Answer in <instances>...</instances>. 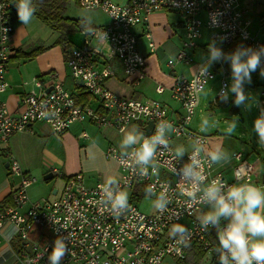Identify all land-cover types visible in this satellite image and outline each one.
Listing matches in <instances>:
<instances>
[{
  "label": "built area",
  "instance_id": "2783aa9c",
  "mask_svg": "<svg viewBox=\"0 0 264 264\" xmlns=\"http://www.w3.org/2000/svg\"><path fill=\"white\" fill-rule=\"evenodd\" d=\"M77 1L80 7L101 10L109 17L106 26L81 29L84 41L71 50L68 59L71 77L75 81H83L82 88L95 99L97 105L79 104L76 99L78 94L61 83L54 84L48 92L43 79L36 78V89L22 98L20 108L15 111L9 109L1 96L10 87L7 72L12 57V12L16 7L15 0H0V140L6 143L15 134L30 132L31 126L37 123L47 124L54 133L63 135L76 123H91L99 128H111L123 133L133 123L141 131L153 121L152 135L155 125L167 120L172 123L174 131L168 136L169 148L156 153L158 175L152 176L149 169L148 176H141L134 164H119L121 151L114 146L106 149L105 157L119 165L116 177L121 190L129 193L136 189L146 194V189L152 187L151 196H158L166 190L169 204L165 211L147 213L129 197L130 207L117 216L110 205L102 202L99 185L103 183L90 187L83 173L68 176L56 199L31 201L28 191L37 179L27 175L18 160L8 153L9 169L18 176L19 181L12 191L11 200L0 204V241L5 225L10 223L15 226L23 241L24 250L20 254L23 264H48V255L57 236H64L67 244L61 264H163L168 256L184 259L188 247L193 245L200 246L211 255V264H218L214 254L218 243L216 232L203 230L198 221L199 213L206 207L191 201L186 193L181 194L175 171L188 162L193 142L200 140L203 151L198 158L203 163L208 180L220 178L231 185L237 183L236 173L239 172L251 183L257 184L259 181L256 165L244 151L233 152L229 160L235 163L233 180L218 172L206 151L209 136L192 127L201 94L216 77L215 69L210 68L207 82L200 80L196 73L193 77L183 74L174 77L170 95L181 109V113L176 115L160 100L126 98L109 88L107 83L116 76L112 64L116 60H119L132 85H138L147 78V60L141 52L140 39L142 37L146 41L151 54L157 52L149 24L153 13L163 11L175 15V26L184 31L182 48L174 58L168 60L169 67L174 68L178 63L188 65L194 62L192 50L202 38L204 27L210 30L211 39L220 45L264 46V39L251 31L253 19L250 9L243 6L242 0ZM213 13L220 14L217 25L211 22ZM217 64L221 65L222 61ZM49 76L56 79L58 74L50 73ZM262 79L260 109H264V76ZM229 85L224 71L217 92L218 99L221 90H226ZM156 90L158 93L164 92L161 86ZM173 140H181L189 146L180 161L174 156ZM52 172L57 177L64 176L56 168ZM260 186H264V181ZM177 223L188 229L187 246L177 244L176 238L170 234V228ZM36 228L49 233L46 243L31 240Z\"/></svg>",
  "mask_w": 264,
  "mask_h": 264
},
{
  "label": "crops",
  "instance_id": "0c3cea01",
  "mask_svg": "<svg viewBox=\"0 0 264 264\" xmlns=\"http://www.w3.org/2000/svg\"><path fill=\"white\" fill-rule=\"evenodd\" d=\"M52 1L53 0H47L46 1L47 5L51 4ZM58 1L63 2V0H58ZM116 1L119 3L124 2V0H116ZM35 2L37 1L33 0V5H35ZM76 2L78 3L77 0ZM66 3H65V8H66ZM242 4L243 6L249 8L251 11V16L253 19L251 31L253 33H258L259 37L261 39H264V28H263L264 0H242ZM154 14L159 15L160 12L153 13L150 17L149 24L152 33L156 27L155 22H153L152 20V16ZM63 15L65 16V13ZM170 15L172 16V25L176 29L175 32H179L180 34V37L177 39V41H171V39H169L168 40L169 42L164 41L163 43L160 44V31L158 32V34H156L154 31L153 33L154 39H156L155 42L158 39L159 44L157 43V45L159 46L157 52L151 54L147 47L146 41L144 40L145 42L144 44L141 43V39H140V49L141 52L146 56V60H147V72H148L147 78L144 79L142 82H140V84L138 85H132L131 80H129V78L124 73L121 66L119 65L118 67V65L114 64L115 61H113L112 64L115 68L116 76L108 81L107 86L109 88H111L110 86H112L111 89L113 91L117 92L118 94L126 98L138 99V100H143V99L160 100L162 103L168 106L172 110V112L176 115L177 113H181V109L178 103L175 102L170 95V89L173 85L174 77L178 74H183L186 75L187 77H193L195 74L193 69H195L199 64L202 63L203 57H206L207 47L208 44L212 41V39H211L210 30L204 27L202 38L198 40L197 46L194 48V50H192V56L194 58V62L188 65L185 63H178L174 68L169 67L168 60L174 58L177 55V53L183 46V40L185 38L183 29L180 27H176L174 24L177 18L173 14ZM107 18L108 19L106 20V23L108 24L109 17L107 16ZM203 19L205 20V15H203ZM12 22L14 25V31L11 35V40H10L11 48H12V57L7 72V81L9 82L10 87L4 94H2L1 98L4 101H6L11 111H15L20 108L22 98L30 91L36 89L34 86V79L36 78L43 79L44 88L50 89L56 83H61L66 88V84L68 83V77L65 75L66 73L65 69L66 68L69 69L68 59L71 51L68 50L67 47L68 42L66 41V38L58 35L57 32L59 30L58 31L56 30L55 32L54 31L55 29L52 27V25L44 22L36 15V13L34 14L32 21L27 26H23L22 23L19 21L18 17L12 20ZM85 23L87 25L86 28L102 27L107 25L106 23H102L98 26H91L88 24L87 21H85ZM78 30L81 32V28H79ZM138 31L140 32L141 29L139 28ZM55 34H57L56 38H55ZM59 45L63 46L64 65H62L61 63H56L53 59H51V57L48 56V53L51 52L54 47H57ZM217 46L221 47L222 50L227 53H231L235 51L237 47H241L240 44H235L234 46H225V45L217 44ZM37 49H43V52L40 53L35 58H25L23 56L24 54H30L31 52ZM211 67L215 69L216 77L213 81L210 82V84L208 85L209 87H207L208 89L206 88L207 91L205 89L202 92L197 115L200 112L201 101L203 100L204 93L207 92L210 94L212 90H216V94H217L220 88L221 80L223 78V72L226 71L227 78L231 74L230 65L226 62L222 61L221 65L215 63ZM258 70L260 71L259 68ZM50 73H56L58 74V77L56 79H52L49 76ZM260 80L261 82L259 83V85L261 86L262 89V80H263L262 76ZM73 81L75 80L73 79ZM158 86L163 87L164 92L158 93L156 90ZM77 87H81V86L77 85L75 81V89L72 90V92L75 94H78ZM230 98L231 97H229L228 101L225 102L222 101L221 99H218L216 95V98L214 99L216 103H218V101H222V104H227L229 103ZM88 104L96 106L97 102H95V99L91 97ZM92 126L95 125L91 123H76L69 129L68 132L62 135L63 136L62 140H64L65 138L68 139L69 137L73 138L72 135H74L75 138L78 140L86 139L90 137L89 136L90 134L88 133L87 129H91ZM192 127L197 130L194 121ZM31 128L32 130L30 132L15 134L6 143L0 140V204L11 200L12 191L19 181L18 176L13 175L9 169V164H8L9 159L7 155L8 153H11L18 160V162H20L23 171L27 175L32 177L35 176L34 178L37 179V182L34 185H32L28 191L31 201L40 200L39 197H43V196H38V194L32 191L33 188L37 186L36 184L39 183V179L36 177V175L37 176L40 175L39 171L42 166L43 168L46 169V175H48L49 173H53L52 170L54 168L60 170V172H62V174L64 175L63 177H60L64 179V183H65V179L68 176L76 173H83L80 170L75 171L72 168H70V161L67 159L68 154H66L62 150V148H60V150L61 153L64 154L65 156L64 159L66 161L51 159L50 161H52V163L50 165H46V164L43 165L42 163L40 164L36 158L37 147L39 146V144H42L41 141H44L43 137L45 136V134L49 133L47 128H49L50 131L53 133L54 131L47 124L44 123L34 124L31 126ZM132 128L139 130L138 125L133 123L126 129V131L131 130ZM104 130L105 131L103 132L105 138L109 137L108 139H111L113 144V145L109 144L107 147L114 146L115 144L116 147L121 151V149L119 148V143L122 139L123 133H119L111 128H104ZM54 134L58 135L56 133ZM59 142L61 141L59 140ZM171 145L174 149H176L178 146H183L186 149V152L189 149V146L181 140H173L171 141ZM85 147H87L89 151L90 147L96 149L97 145L95 143H92L91 146H85ZM206 151L210 153V151L207 150V148ZM235 151L247 152V154L249 155L248 157V155L245 153L247 155V158L255 163L256 168L258 170V181H260V179H263L264 168L261 162L262 159L261 157H258L259 154H257L256 150L254 148L247 149L244 146L239 148L238 146V148H235V150H233V152ZM251 152L253 153L252 155H250ZM101 155L104 156V159L107 160L108 163H105L104 168H100L102 169L101 171L100 169H98L100 171L99 174L104 175V180L106 175L114 174L117 176L119 172L118 163L112 159H107L105 157V154H101ZM72 158H73V154H72ZM63 165H65L66 167L65 171L62 170ZM234 166L235 163L232 161L220 162L215 164L216 170L218 172H222L229 180H233ZM85 167L86 166H84L83 168ZM85 177H86L87 185L90 187L95 186L98 183H104V180L96 181L98 178L91 181L89 177H87L86 175ZM61 190L53 189L51 199L48 200L56 199L59 196ZM128 196L133 198L138 203V205L140 200L146 198H153L155 200L157 197V196H147L143 191L136 189L132 192H129ZM42 199L44 200L45 198H41V200ZM155 211L156 210H154V208L151 206L150 210L147 211V213H154ZM48 236L49 233L46 230L36 228L35 232L31 235V240L36 241L40 244H44L47 242ZM23 250H24L23 241L20 239L17 233V229L15 228V226H13L10 223L6 224L3 229V235L0 241V264H23L20 258V254L23 252ZM28 251L29 252L31 251L30 248L28 249Z\"/></svg>",
  "mask_w": 264,
  "mask_h": 264
},
{
  "label": "clouds",
  "instance_id": "9594fccd",
  "mask_svg": "<svg viewBox=\"0 0 264 264\" xmlns=\"http://www.w3.org/2000/svg\"><path fill=\"white\" fill-rule=\"evenodd\" d=\"M14 4L19 21L23 26H27L35 14L33 0H15ZM219 15L211 14L213 25L219 23ZM104 35L107 38L105 33ZM221 61L230 65L232 82L226 90H221L219 98L227 102L230 94H234V103L237 106L251 107V97L246 95L245 85L251 83V73L258 68L260 75L264 76V46L237 47L235 51L227 53L217 46L216 40H212L208 44L206 57L202 58V63L193 71L200 80L207 82L211 66ZM208 126L209 121L204 119L202 127L206 129ZM236 127L237 121H234L230 123L229 130ZM253 129L259 137V142L264 144V109H261L259 117L255 119ZM172 131L173 125L167 120L155 125L154 134L150 136L135 128L124 131L119 143L121 159L118 163L134 164L141 176H148L149 169L152 176L158 175L156 153L158 150L169 148L168 136ZM192 148L188 162L175 171V175L179 177L177 187L181 194L186 193L191 201L207 208V211L198 216V221L203 230L211 229L216 232L218 243L214 254L218 264H264V186L249 182L239 172L236 173L237 183L231 185L220 178L208 180L204 174L203 163L198 158L203 151L201 141H194ZM185 154L186 149L183 146L175 149L174 156L177 161ZM208 158L212 164H216L229 161L231 155L217 147L208 154ZM99 188L102 202L110 205L115 215L123 214L130 207L128 193L119 188L116 175H106ZM152 194L153 188L148 187L146 195ZM168 204L166 190L152 201L154 210L160 212L165 211ZM170 234L176 238L177 244L187 246L189 236L184 225H172ZM66 251V238L57 236L48 255V264H61Z\"/></svg>",
  "mask_w": 264,
  "mask_h": 264
},
{
  "label": "rangeland",
  "instance_id": "374dc122",
  "mask_svg": "<svg viewBox=\"0 0 264 264\" xmlns=\"http://www.w3.org/2000/svg\"><path fill=\"white\" fill-rule=\"evenodd\" d=\"M64 13V17H68L73 20L87 21L91 26H98L102 23H106V20L108 19L106 14L101 10L84 9L78 5L76 0H68ZM152 20L156 24L153 33L155 31V33L158 34L160 31V44L164 41L169 42V39H171V41H177V39L180 37L179 32H175L176 29L172 25V16L169 13L167 14L163 11H160L159 15L154 14L152 16ZM56 30L58 31V29H55L54 31L56 32ZM57 33L61 37L66 38L69 51L75 47H78L84 41L83 35L78 29L64 28L62 30L59 29ZM56 36L57 34H55V38ZM141 43L145 44L143 38H141ZM157 43L159 44L158 39L156 41V45ZM158 46L159 45H157V47ZM48 56L51 57V59H53L56 63H61L64 65L63 46L59 45L54 47L52 51L48 53ZM114 64L118 65L119 67V60H116ZM65 71V75L68 77L66 88L72 91L75 89V81H73V78H71L69 69L66 68ZM227 79L231 84V74ZM260 79L261 75L258 69L251 73V83L245 85V93L251 97V107L246 108L244 105H236V107L239 109V113L232 115H230L229 112L231 110L234 94H230L231 98L229 103L222 104V101L217 100L218 103L215 102L214 98H216L217 95L216 90H212L210 94L205 92L203 95V100L201 101L200 112L194 118V124L196 125L199 132L209 136L211 141L206 148L210 152L214 151L217 147H220L232 155L233 150L238 148V146L239 148L243 146L247 149L254 148L257 154H259L258 157H261V162L264 168V144L259 142V137L253 129L254 121L259 117L261 112L259 108V103L261 100V86L259 85L261 82ZM110 87L112 88V86ZM204 119L209 121V126L206 129L202 127V121ZM234 121H237V127L230 131L229 125ZM142 124L143 123L140 125ZM47 129L49 133L45 134L43 137L44 141H41L42 144H39L37 147L36 158L40 164L42 163L43 165H50L52 163V161H50L51 159L66 161L64 159V154H62L60 150V148H62V150L68 154L67 159L70 161V168L75 171H82L87 177H89L91 181L95 180L96 178H98L96 181L104 180V175L99 174L102 170L100 168H104L105 163L108 162L101 154H105V151L108 148L107 146L112 144L111 139H108L109 137L105 138L103 132L105 131L104 128L92 126L91 129H87L90 137L81 140L76 139L74 135H72L73 138L69 137L67 139L64 137L65 139L62 140V135H55L50 131L49 128ZM59 140L61 142H59ZM92 143H95L97 148L93 149L90 147L88 151V148L85 146H91ZM114 147H116L115 144ZM245 153L247 154V152ZM72 154L74 160L72 158ZM252 154L253 153L251 152L250 155ZM84 166L86 167L83 168ZM98 169H100V171ZM62 170H66L65 165H63ZM39 172L40 177L36 175V177L39 179V183L36 184L37 186H35L32 191L38 194V196H43L39 197L40 200L41 198H45L46 200L51 199L53 189L61 190L64 184V179L56 177L55 175L51 179L45 180L44 177L46 176V169L43 168V166ZM263 181L264 177L263 179H260L257 185L260 186ZM153 200V198L140 200L139 205L141 209L146 212L149 211ZM203 211H207V208H205ZM203 211H201L199 214H201ZM188 256L189 255H186L184 259H177L168 256L164 259L163 264H194V258L192 256ZM198 264H211V255L205 253Z\"/></svg>",
  "mask_w": 264,
  "mask_h": 264
},
{
  "label": "trees",
  "instance_id": "16d2710c",
  "mask_svg": "<svg viewBox=\"0 0 264 264\" xmlns=\"http://www.w3.org/2000/svg\"><path fill=\"white\" fill-rule=\"evenodd\" d=\"M35 2V13L36 15L42 19L44 22L51 24L55 29H84L87 27L85 21L81 20H73L68 17H64L65 11V3L68 0H63V2H59L58 0H53L51 4L47 5V0H36ZM18 17L17 9H14L12 12V20ZM43 52V49H37L30 54H24L25 58H35L40 53ZM78 96L76 97L77 102L82 105H87L91 99V96L85 93L84 88L77 87ZM205 254V252L198 245H193L188 247L187 255L192 256L194 258V264H198L200 259ZM188 256V257H189Z\"/></svg>",
  "mask_w": 264,
  "mask_h": 264
},
{
  "label": "water",
  "instance_id": "95a60500",
  "mask_svg": "<svg viewBox=\"0 0 264 264\" xmlns=\"http://www.w3.org/2000/svg\"><path fill=\"white\" fill-rule=\"evenodd\" d=\"M76 84L79 85V86H81V87L84 86L82 80H78V81H76ZM51 90H52V88L48 89L47 91L49 92V91H51ZM229 113H230V115L235 114V113H239V109L236 107V104L234 103V99L232 100V106H231V110H230ZM153 128H154V122H153V121H150V122L148 123V125H147L143 130H141V132H145V135H146V136H150V135H151V132H152V130H153ZM52 177H53V173H49L48 175H46V176L44 177V179H45V180H49V179H51Z\"/></svg>",
  "mask_w": 264,
  "mask_h": 264
}]
</instances>
